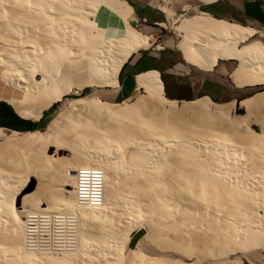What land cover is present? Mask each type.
<instances>
[{"label": "bare ground", "instance_id": "obj_1", "mask_svg": "<svg viewBox=\"0 0 264 264\" xmlns=\"http://www.w3.org/2000/svg\"><path fill=\"white\" fill-rule=\"evenodd\" d=\"M131 17L120 0H0L2 86L40 96L42 109L83 85L117 87L123 64L149 45ZM181 22L178 47L187 61L204 66L232 56L238 73L264 81L260 43L235 46L251 29L202 16ZM75 58L84 60L86 78L61 90L55 77ZM135 80L145 95L131 103L71 98L48 134L0 142V264H245L240 256L216 259L264 251V90L239 101L243 119L230 116V103L176 105L155 71ZM81 168L102 173L96 205L77 201L74 172ZM51 218L58 231L42 247ZM137 228L156 250L141 249L140 240L128 246Z\"/></svg>", "mask_w": 264, "mask_h": 264}, {"label": "crops", "instance_id": "obj_2", "mask_svg": "<svg viewBox=\"0 0 264 264\" xmlns=\"http://www.w3.org/2000/svg\"><path fill=\"white\" fill-rule=\"evenodd\" d=\"M120 1L130 8L132 17L128 19V23L149 37V45L134 52L127 59L119 71L118 86L104 87L101 100L110 103L127 102L137 91L142 90L135 77L146 71H155L163 95L177 102L201 98L214 102H237L249 97L256 88L264 85V81H255V73L250 74L253 80L246 73H238L241 71L238 60L232 56H218L209 65L205 63V59L201 64L205 63L204 66L187 61L178 47L181 32L177 28L181 21L195 16L208 17L213 22L252 30L245 41L236 42V48L258 42L264 49V0ZM183 11L193 15L182 17ZM175 15L181 18L173 21L171 17ZM113 20L117 25H123L119 19L113 17ZM11 108L16 112L15 108Z\"/></svg>", "mask_w": 264, "mask_h": 264}, {"label": "rangeland", "instance_id": "obj_3", "mask_svg": "<svg viewBox=\"0 0 264 264\" xmlns=\"http://www.w3.org/2000/svg\"><path fill=\"white\" fill-rule=\"evenodd\" d=\"M163 3L166 4V2H163ZM191 15H193V13L183 11L181 16L182 17H188ZM171 18L174 21L175 19H177V18L179 19L181 17L180 16L178 17L175 15V16H172ZM133 27L136 28L135 26H133ZM136 29H138V28H136ZM141 50H139V51H141ZM67 60H68V58H67ZM67 60L64 61L63 65L61 66L62 71H60V75H58V77H55L56 81L60 83L59 86H60L61 90L67 89L68 87H71L72 85H75L76 83L83 82L85 80L84 77L86 78V76L84 74V70H83L84 60L79 61V58H75L74 61H72V63H70V64H68ZM66 80H67V82H66ZM66 83H67V85H66ZM103 89H104V87H89V86L83 85L82 88L78 92H76V94L68 92V93L64 94L59 101L53 103L47 109H42L41 108L42 98L40 96H37V95L32 96V94H29V93H23L22 94L21 91L13 90V88L11 86H2V83L0 82L1 96L3 98L8 99L7 100L8 103L6 101H4V99L0 100V128H2V130L0 129V142L4 141L5 139H10V138L11 139L20 138V136H22V134L26 133L27 131L40 132V133H43V135L48 134V131H49L48 128H49V125L51 124V121H53L55 119L59 110L65 106V103L69 99L79 98V97L83 98V99H87V98L92 97V96L103 99L102 98L103 91H104ZM263 90H264V85H261L255 89V91L252 93V95L259 93V92H262ZM142 95L144 96L145 93L142 90H139L136 92V94L132 98L127 100V102L131 103L137 97H142ZM252 95H250V96H252ZM207 101L212 102L213 104H220V105H226V106H228L230 103V105H229L230 106V116L241 117L243 119H245V117H246L244 115L243 109L239 105V101L229 102L227 104L223 103V102H214L211 100H207ZM185 103H189V101H185V102L175 101L176 105H182ZM231 105H232V107H231ZM11 107L21 108V110H23L30 117H27V118L20 117L16 112L13 111V109ZM38 111L40 112L39 117H37V119L33 118V116H31V114H34L35 112H38ZM253 127H255L256 131L258 130L257 126H253ZM18 154L16 155V153H15L16 160H18L17 158L19 156L22 157L20 154L18 156ZM61 155L65 156V157H69V154L66 151L61 152ZM16 156H18V157H16ZM23 156H25V157H22L23 159L28 157L26 153ZM25 160L28 161L27 158ZM25 160H24V162H25L24 164H26ZM20 163H23V162L21 161ZM18 172H19V169H18ZM20 172H21V168H20ZM32 186H33L32 182L29 184L27 183V185L24 187V190L28 191L32 188ZM55 215H57V213ZM51 217H53V216H51ZM50 225H53V226L51 227ZM57 228H58L57 221L52 220V218L50 220H45V231L43 232V236L41 238L39 237V239H38L39 241L40 240L42 241L40 244L42 247L44 245H46L48 243L47 241H49V240H50L49 243L50 242L51 243L50 244L48 243V245L49 246L53 245L54 240L52 241L51 238L53 239V237L56 236L57 231H58ZM139 229L140 228H137L135 231H137ZM130 230L131 231H129V232H130V236H131L135 231L132 229H130ZM50 231H51V233H50ZM54 232H55V234H54ZM83 232H85V231H83ZM45 237H47V239H43ZM138 240H140V242H141L140 248L143 250L152 251V250L157 249V246H155L154 244H150V243L145 241V239L143 238V234L138 238ZM161 250H162V248H161ZM167 251L170 252V254L174 257H180L183 260H190V259L186 258L185 255H183L184 253L182 251L180 252L177 249H167ZM263 254H264V251L260 248H250V249H245V250L243 249V250L236 251L235 253H231L230 255L222 256L216 260L231 259V258H234L236 256H240L245 264H264ZM171 255H168V256L172 257ZM191 259H199L201 261H210V260H202V258H200V257H193V258L191 257Z\"/></svg>", "mask_w": 264, "mask_h": 264}, {"label": "built area", "instance_id": "obj_4", "mask_svg": "<svg viewBox=\"0 0 264 264\" xmlns=\"http://www.w3.org/2000/svg\"><path fill=\"white\" fill-rule=\"evenodd\" d=\"M77 201L84 205H96L102 196V173L96 168L75 170Z\"/></svg>", "mask_w": 264, "mask_h": 264}, {"label": "water", "instance_id": "obj_5", "mask_svg": "<svg viewBox=\"0 0 264 264\" xmlns=\"http://www.w3.org/2000/svg\"><path fill=\"white\" fill-rule=\"evenodd\" d=\"M143 232H144L143 229H139V230L135 231L132 234V236L130 237L128 246L133 247L134 244L136 243V241L138 240V238L143 234Z\"/></svg>", "mask_w": 264, "mask_h": 264}]
</instances>
